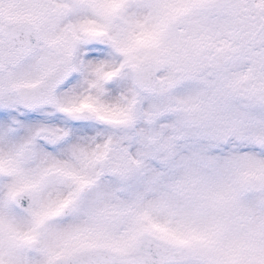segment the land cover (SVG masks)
<instances>
[{"label": "snow or ice", "instance_id": "snow-or-ice-1", "mask_svg": "<svg viewBox=\"0 0 264 264\" xmlns=\"http://www.w3.org/2000/svg\"><path fill=\"white\" fill-rule=\"evenodd\" d=\"M0 264H264V0H0Z\"/></svg>", "mask_w": 264, "mask_h": 264}]
</instances>
